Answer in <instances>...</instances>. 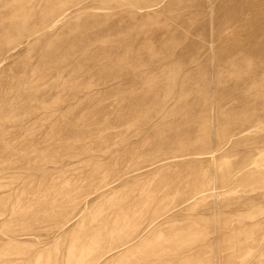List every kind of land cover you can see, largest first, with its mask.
Segmentation results:
<instances>
[{
	"label": "rangeland",
	"instance_id": "obj_1",
	"mask_svg": "<svg viewBox=\"0 0 264 264\" xmlns=\"http://www.w3.org/2000/svg\"><path fill=\"white\" fill-rule=\"evenodd\" d=\"M0 264H264V0H0Z\"/></svg>",
	"mask_w": 264,
	"mask_h": 264
}]
</instances>
